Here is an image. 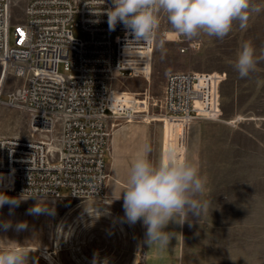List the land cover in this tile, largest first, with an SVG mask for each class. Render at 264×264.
Returning a JSON list of instances; mask_svg holds the SVG:
<instances>
[{
  "label": "rangeland",
  "instance_id": "rangeland-1",
  "mask_svg": "<svg viewBox=\"0 0 264 264\" xmlns=\"http://www.w3.org/2000/svg\"><path fill=\"white\" fill-rule=\"evenodd\" d=\"M25 4V0L16 1L12 8L14 21L23 19ZM158 19L151 78L131 79L127 85L143 86L145 95L158 104L154 108L156 115L170 73L222 72L226 80L220 91L221 120L194 122L188 148L180 154L166 150L161 125L150 117L122 122L112 133L111 155L105 158L109 175L117 174L124 183L114 199L19 197L2 193L13 202L0 206V224L10 225L7 230L0 226V238L26 242L29 223L37 222L39 228L29 237L34 238L36 248L51 252L56 250V239L66 241L67 264H139L143 224L126 221L122 190L126 188L131 163L148 149L147 155L155 163L174 155L181 162L187 160L197 165L206 177L205 191L200 197L206 210L202 215L189 212L184 220L183 264H264V12L254 15L246 29L234 24L223 39L203 32L191 38L181 36L172 29L165 13L160 12ZM74 35L81 37L77 29ZM189 41L198 42L199 49L181 54L180 48ZM245 42L254 47L258 63L255 71L241 78L234 64ZM21 83L12 76L3 83L0 135L19 133L29 137L28 113L7 105L6 94ZM114 162L116 171L111 166ZM27 207L41 210L31 217ZM18 219L26 227L20 233L8 232L16 229ZM58 224L61 229L56 231ZM45 251L36 250L35 264H47Z\"/></svg>",
  "mask_w": 264,
  "mask_h": 264
},
{
  "label": "built area",
  "instance_id": "built-area-1",
  "mask_svg": "<svg viewBox=\"0 0 264 264\" xmlns=\"http://www.w3.org/2000/svg\"><path fill=\"white\" fill-rule=\"evenodd\" d=\"M16 1L0 0V74L22 82L6 94L7 105L28 113L30 134L0 137V193L102 198L105 158L122 122L150 117L161 125L163 146L180 154L194 122L221 120L222 72L170 73L156 115L143 86L127 85L151 76L156 29L148 43L122 24L109 30L112 0H25L23 19L14 21ZM199 47L189 41L180 53Z\"/></svg>",
  "mask_w": 264,
  "mask_h": 264
},
{
  "label": "clouds",
  "instance_id": "clouds-1",
  "mask_svg": "<svg viewBox=\"0 0 264 264\" xmlns=\"http://www.w3.org/2000/svg\"><path fill=\"white\" fill-rule=\"evenodd\" d=\"M107 11L109 30L122 24L137 41L148 43L159 24V13L167 15L172 29L181 36L195 37L201 32L223 39L234 24L248 27L254 15L264 12V0H112ZM258 60L249 42L242 45L234 67L241 78L256 70ZM145 149L131 163L123 193L124 216L128 223L141 221L146 227V242L167 246L174 235L164 229L177 217L188 213L202 215L206 203L200 197L205 191L206 177L199 167L187 160L181 162L170 155L158 163L149 159ZM120 198V197H119ZM13 202L0 193V206ZM37 207L34 211L39 212ZM182 221V222H183ZM181 222V223H182ZM5 230L10 226L3 222ZM26 227L23 223L17 229ZM0 264H29V253L16 242L0 239Z\"/></svg>",
  "mask_w": 264,
  "mask_h": 264
},
{
  "label": "crops",
  "instance_id": "crops-1",
  "mask_svg": "<svg viewBox=\"0 0 264 264\" xmlns=\"http://www.w3.org/2000/svg\"><path fill=\"white\" fill-rule=\"evenodd\" d=\"M0 137H21L19 133H11L8 135H0ZM167 151L171 149L165 146ZM116 171V163L114 162L111 165ZM119 186H124V183L119 179L117 174L115 175L110 173V180L109 184L107 185L105 198L114 199V196H117ZM123 189V188H122ZM124 190V189H123ZM122 190V192H123ZM21 220V219H19ZM183 217H177L176 221L170 222L167 227L164 229L167 232L173 233L169 244L167 246H161L158 242L153 244H148L146 242V227L143 225L142 227V240H141V255L139 264H183V252H184V221ZM182 222V223H181ZM21 223L23 221L21 220ZM60 227L61 224H58L54 230L57 231V228ZM12 230H16L15 228L9 229L8 232H12ZM0 239H7L9 241L16 242L18 245L21 246L23 251H27L29 253V264L36 263V250H42L36 248L34 238H29L27 241H23L20 239H13L12 237L0 238ZM56 250H51V252L44 253L46 258L47 264H67V244L66 241L63 243L61 239H56L55 242ZM51 246V245H50ZM65 248V249H64Z\"/></svg>",
  "mask_w": 264,
  "mask_h": 264
},
{
  "label": "bare ground",
  "instance_id": "bare-ground-1",
  "mask_svg": "<svg viewBox=\"0 0 264 264\" xmlns=\"http://www.w3.org/2000/svg\"><path fill=\"white\" fill-rule=\"evenodd\" d=\"M151 74H152V70H151ZM150 78H151V76H150L146 81H149ZM3 83H4V79L1 78L0 89H2V87H3ZM35 208H36V207H35ZM35 208L27 207V210H29V212L31 213V214H30L31 217H32L33 215H35V214L40 213V212H36V211H34ZM21 220H22V219H21ZM21 220H19V219L17 220L16 230H14L16 233H20V231L22 230V229H20V230L17 229V226H18L19 224H21ZM12 221H13V220H12ZM29 224H31V229H28V232H29L30 234H32V233H34V232L36 233L37 229L39 228L37 222H35V223H33V224H32V223H29ZM30 234L28 235L29 237H30Z\"/></svg>",
  "mask_w": 264,
  "mask_h": 264
}]
</instances>
